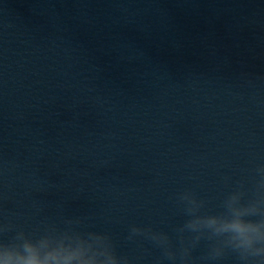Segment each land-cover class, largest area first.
Wrapping results in <instances>:
<instances>
[{"label": "water", "instance_id": "95a60500", "mask_svg": "<svg viewBox=\"0 0 264 264\" xmlns=\"http://www.w3.org/2000/svg\"><path fill=\"white\" fill-rule=\"evenodd\" d=\"M260 165L264 0H0V223L81 219L157 264L132 225L178 249L179 195L218 210ZM209 243L192 264H238Z\"/></svg>", "mask_w": 264, "mask_h": 264}, {"label": "clouds", "instance_id": "9594fccd", "mask_svg": "<svg viewBox=\"0 0 264 264\" xmlns=\"http://www.w3.org/2000/svg\"><path fill=\"white\" fill-rule=\"evenodd\" d=\"M255 173L253 187L238 182L218 210L207 209L206 201L192 191L181 193L178 203L188 219L175 229L178 249L166 232L151 226L132 225L127 239L152 242L162 252L157 264L177 259L192 264V250L202 240L210 242L204 260L216 262L231 254L238 264H264V165ZM82 223L67 219L63 227L53 223L33 232L0 223V235L15 230L10 239H0V264H133L117 253L108 232L83 230Z\"/></svg>", "mask_w": 264, "mask_h": 264}]
</instances>
